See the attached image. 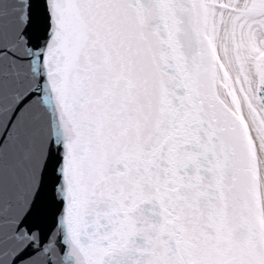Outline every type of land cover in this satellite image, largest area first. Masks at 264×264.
Instances as JSON below:
<instances>
[{"label": "snow or ice", "instance_id": "1", "mask_svg": "<svg viewBox=\"0 0 264 264\" xmlns=\"http://www.w3.org/2000/svg\"><path fill=\"white\" fill-rule=\"evenodd\" d=\"M0 264H264V0H0Z\"/></svg>", "mask_w": 264, "mask_h": 264}]
</instances>
